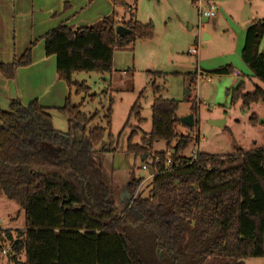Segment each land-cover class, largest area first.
I'll return each instance as SVG.
<instances>
[{"label": "trees", "instance_id": "trees-1", "mask_svg": "<svg viewBox=\"0 0 264 264\" xmlns=\"http://www.w3.org/2000/svg\"><path fill=\"white\" fill-rule=\"evenodd\" d=\"M113 2L122 9V23L113 12L76 30L60 23L42 36L45 54L55 56L57 78L69 89L75 87L76 94L87 87L73 79L75 73L110 72L115 48L152 35L151 22L137 21L124 0ZM68 7L65 2L64 10ZM120 24L130 32L117 35ZM263 34L264 18L250 22L240 58L264 84V50H259ZM34 42L17 60H0V72L12 77L17 68L28 66ZM208 72L225 75L233 68L227 64ZM188 76L193 83L197 73ZM151 88V129L135 144L133 130L125 147L142 162L152 159L149 189L140 193L144 179L131 175L121 209L110 197L100 162L101 154L117 149L110 132L111 103L102 108L105 125L91 126L98 113H85L81 103L68 97L58 108L66 117V131L54 128L50 109L37 100L22 104L12 99L7 110L0 109V189L19 204L25 222L15 234L4 231L12 264H245L248 258L264 263V143L231 154L197 150L195 159L183 156L191 141L199 139L193 136L197 106H191L193 127L179 132L184 125L176 114L178 101L163 98L154 82ZM228 94L231 105L264 103V90L255 86L244 91L243 81ZM140 108L137 100L122 130L131 117L138 124L144 121ZM249 121L258 123L254 114ZM158 141L165 149L153 151Z\"/></svg>", "mask_w": 264, "mask_h": 264}, {"label": "rangeland", "instance_id": "rangeland-1", "mask_svg": "<svg viewBox=\"0 0 264 264\" xmlns=\"http://www.w3.org/2000/svg\"><path fill=\"white\" fill-rule=\"evenodd\" d=\"M126 1L130 3L133 0ZM216 2V15L205 19L198 15L193 0H137L136 17L143 23L151 21V37L136 39L131 48H115L110 72H77L73 75V79L83 83L87 89L76 94L75 87H72V102L81 103V110L87 114L98 113L91 126L105 125L102 108L111 103L110 132L117 149L115 152L101 154L100 162L110 197L119 209L124 207L129 197L125 192V184L131 175L143 177L140 193L146 195L149 189L151 177L148 169H142L140 157L127 154L125 147L133 130L136 132L132 139L135 144L140 143L143 133L151 129L152 82L161 87L160 95L163 98L178 101V118L191 114L193 104L197 106V124L193 127V136L198 134L199 141L197 143L193 139L182 153L183 156L191 155L196 149L209 154H231L236 149L251 150L264 143V103L242 107L237 101L231 106L230 95L227 94L242 80L247 81L250 75L240 58L247 28V23L241 22V11L248 4L251 5L253 17L264 18V0ZM117 7L122 11L120 6ZM117 16L123 20L122 15ZM192 49L195 53L191 52ZM259 49H264V34ZM227 64L240 71V76L208 72ZM150 72H160L163 76L154 77ZM189 73H197L193 83L189 82ZM252 80L264 90L263 83L255 77ZM254 89L252 82L244 83V91L252 92ZM137 100L141 107L140 117L144 121L138 124L131 117L122 130L129 110ZM51 114L54 128L66 131L65 115L60 112ZM252 114L257 122L260 119L263 123L252 125L249 121ZM213 120L223 121V127L211 124ZM186 129L184 126L177 128L179 132ZM104 139L107 141L106 136ZM163 149V141L153 143V151ZM0 221L12 234L25 226L23 210L16 201L7 199L1 189ZM0 245L6 248L9 246L5 234L0 238ZM8 253L0 254V264H12ZM205 264L221 263L208 260ZM245 264L264 263L262 258H248Z\"/></svg>", "mask_w": 264, "mask_h": 264}, {"label": "crops", "instance_id": "crops-1", "mask_svg": "<svg viewBox=\"0 0 264 264\" xmlns=\"http://www.w3.org/2000/svg\"><path fill=\"white\" fill-rule=\"evenodd\" d=\"M124 1L131 6L135 19L139 21L136 17L137 0L130 3ZM65 2L69 7L64 10ZM113 12L121 15L113 0H0V60L4 63L17 60L30 43L35 41L31 47V63L28 66L17 68L12 77H6L0 72V109L7 110L11 100L18 99L22 104L37 100L40 105L49 108L51 113L59 112L58 108L71 96V90L57 78L55 56L45 54L42 36L60 23L76 30ZM244 13L249 18L241 19V22L247 23V26L252 21L263 19L253 17L251 5L248 4L242 9L240 16ZM131 46L132 43L126 49ZM234 72L238 74L235 75ZM232 73L235 77L241 74L235 69ZM252 78L254 77L250 73L247 81H242L258 86ZM258 122L263 123L260 119ZM198 141L199 139L196 142Z\"/></svg>", "mask_w": 264, "mask_h": 264}, {"label": "built area", "instance_id": "built-area-1", "mask_svg": "<svg viewBox=\"0 0 264 264\" xmlns=\"http://www.w3.org/2000/svg\"><path fill=\"white\" fill-rule=\"evenodd\" d=\"M193 5L197 9L198 15L201 18H205V19L213 18L216 15L217 10H218V5H217L216 0H193ZM116 20H117L118 23H122V21H123L120 16H117ZM191 52L195 53V50L192 49ZM234 74L237 75L238 73L234 72ZM196 151L191 153V155H190L191 159H195ZM168 155L169 154H166V157H167V159H166V167H169L170 164H171V159L169 158ZM154 161L158 162V159L154 158ZM149 162L151 163L152 159H149L148 162H146V161L143 162L141 168L146 170L148 168V163ZM149 176L151 177L150 174H149ZM5 230H6V228H4L1 225V221H0V238H1L2 235L5 234L4 233ZM8 244H9V246L7 248L3 247L2 245H0V254H7L8 251L11 250V242L9 240H8Z\"/></svg>", "mask_w": 264, "mask_h": 264}, {"label": "water", "instance_id": "water-1", "mask_svg": "<svg viewBox=\"0 0 264 264\" xmlns=\"http://www.w3.org/2000/svg\"><path fill=\"white\" fill-rule=\"evenodd\" d=\"M244 14L242 15L241 19L247 20L249 17L246 14L245 15ZM115 32L117 35L123 36L124 34L129 33L130 30L126 29L124 26H122L120 24L115 28ZM178 119H179L180 123L183 124L186 128H192L194 125V116L192 113L188 114L186 116H183V117H179ZM211 124H214L220 128L223 127V121H221V120H213V121H211ZM125 192H127V191L125 190Z\"/></svg>", "mask_w": 264, "mask_h": 264}]
</instances>
